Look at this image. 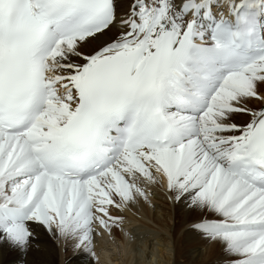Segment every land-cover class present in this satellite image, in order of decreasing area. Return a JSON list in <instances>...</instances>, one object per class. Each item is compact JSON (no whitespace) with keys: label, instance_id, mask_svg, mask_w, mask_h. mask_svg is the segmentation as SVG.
<instances>
[{"label":"bare ground","instance_id":"6f19581e","mask_svg":"<svg viewBox=\"0 0 264 264\" xmlns=\"http://www.w3.org/2000/svg\"><path fill=\"white\" fill-rule=\"evenodd\" d=\"M209 1L113 0L114 20L108 28L85 40L63 42L56 48L50 60L58 67L53 75L68 78L101 47L135 34V31L128 33L132 19L143 25L150 23L151 34L156 36L163 31L160 24L166 26L171 19L184 24L193 9L205 8ZM214 1L224 4L220 7L226 12L229 5L240 0ZM144 9L148 13H142ZM160 9L165 14H159ZM142 14L145 19H141ZM152 16L158 20L157 25L151 22ZM148 40L149 36L145 43ZM262 64L264 60L258 66ZM258 77L229 78L228 89H220L210 109L198 117L202 127L224 126L213 134L221 138L239 136L247 129L259 117L254 106L261 104L264 108V70ZM254 93H260L262 98L254 101L250 96ZM62 117L63 114L57 113L51 120L61 124ZM14 167L12 159L0 157V210L31 199V205L25 209L32 213V220L10 225L0 217V264H151L156 256L162 260L158 264H264L260 258L264 254V234L240 230L228 234L215 232L221 223L239 225L264 220V211L258 210L244 186L193 146L145 156L136 162L122 160L119 174L90 185V202L102 205L100 214H106L108 222L124 224L119 228L110 224L111 240L105 245L97 243L96 228L85 210L81 193L56 187L43 192L38 182L29 184L20 179ZM149 173L159 179L163 190L153 188ZM138 184H147L153 190L150 211L146 199L137 193ZM227 204L236 209L235 218L215 220L207 216ZM207 221L211 227L201 225ZM138 229L140 233H135ZM138 234H144L146 241L151 235H163L170 246L157 240L155 248L151 243L138 241ZM91 244L98 245L99 251L95 246L94 256L89 257L86 250ZM142 247L151 254L150 257L146 254L144 260L139 253ZM232 257L237 259L230 262Z\"/></svg>","mask_w":264,"mask_h":264},{"label":"rangeland","instance_id":"374dc122","mask_svg":"<svg viewBox=\"0 0 264 264\" xmlns=\"http://www.w3.org/2000/svg\"><path fill=\"white\" fill-rule=\"evenodd\" d=\"M261 70H264V64L261 66ZM257 73V72H256ZM251 79H253L254 78V75H248ZM252 98H253V100L254 101H257V100H259V99H261L262 97L260 96V93H254V94H251L250 95ZM254 108L255 109H260L261 108V104H257V105H255L254 106ZM0 175H2V173L0 174ZM147 176H148V179L152 182V185H153V188L155 187L156 189H159V190H163L162 188H163V186H162V184L160 183V181H159V179L158 178H156V176L155 175H153L152 173H149V174H147ZM0 177H2V176H0ZM0 180H2V178H0ZM2 184V183H1ZM3 186L5 187L6 186V184L4 183L3 184ZM136 187H137V193L138 194H140L139 195V197L140 198H145L146 199V204H147V209H148V211H150L151 210V206H152V201L150 200V194L152 193V188H149L148 187V185L147 184H138V185H136ZM112 191H113V189H112ZM143 195V196H142ZM113 196L115 197V199H116V196L113 194ZM113 197V198H114ZM144 200V199H143ZM31 199L30 200H28L27 202H23V203H21V202H19V203H16L15 204V207H18V208H26L27 206H29V205H31ZM144 202V201H143ZM14 207V206H13ZM96 207L95 206H90L89 208L86 206V209H87V211L88 210H90L89 211V213H90V216H91V223H92V225H94V227L96 228L95 229V236H96V238H97V243H99V244H102V245H105V243L107 244V242L109 241V239H110V237L111 236H109V228H110V224H113V225H115L117 228H119L120 226H123L124 224L123 223H121V225L120 224H117L116 222L114 223V222H108V218L106 217L107 215L105 214H100V212L99 211H96V209H95ZM238 212L239 211H241V208L240 209H238L237 210ZM142 215L144 216L145 214L144 213H142ZM236 209H230V206H228V204L226 205V206H224V207H222L221 208V210L220 211H218L217 213H213V214H207V216H210V217H214V219L215 220H220V219H232V218H235L236 217ZM110 217V216H109ZM210 219V218H209ZM32 220V219H31ZM105 224H107V225H105ZM166 225L168 226V225H170V222H169V220L167 219V223H166ZM203 227H211L212 226V224H211V222L210 221H207V222H204V223H202L201 224ZM210 225V226H209ZM65 228L66 227H64V231H65ZM141 228V227H140ZM166 228V227H165ZM103 229V230H102ZM140 229H138V230H135V233L136 232H138V233H140V231H139ZM142 231V230H141ZM104 233V234H103ZM144 234H142V235H140V234H138V236H137V238L139 239L138 241H146L145 240V236H143ZM141 236V237H140ZM153 237V238H152ZM150 239H149V241L147 240L146 241V243H147V245L148 244H153L154 246L156 245V244H159V243H166L167 245H169V242H168V239H166V237H164L163 235H159V236H153V235H151L150 237H149ZM164 238V240L162 241V239ZM111 240V239H110ZM151 240V241H150ZM157 240H161V242H157ZM242 241H244V240H242ZM104 243V244H103ZM143 243H145V242H143ZM152 245V246H153ZM95 246L97 247V250L99 251V247H98V245H96V244H91V245H89V246H87V250H86V254L89 256V257H92V256H94L93 254L94 253H92L94 250H95ZM170 246V245H169ZM155 248H157L156 246H155ZM140 253V255H142V259L144 260L145 259V256H146V254H149V257H150V253H149V251H148V249L147 248H145V247H142V250L139 252ZM96 256V255H95ZM235 259H237V258H235V257H232V258H230V262H233ZM159 260V261H158ZM157 261H158V263H161V258H157V256L156 257H153V260H151V264H158L157 263ZM95 262V261H94ZM96 263V262H95ZM234 264H237V263H234Z\"/></svg>","mask_w":264,"mask_h":264}]
</instances>
